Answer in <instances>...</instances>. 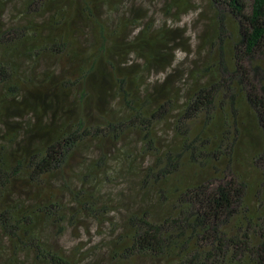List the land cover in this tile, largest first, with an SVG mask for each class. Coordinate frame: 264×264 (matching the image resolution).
Wrapping results in <instances>:
<instances>
[{
	"label": "trees",
	"instance_id": "1",
	"mask_svg": "<svg viewBox=\"0 0 264 264\" xmlns=\"http://www.w3.org/2000/svg\"><path fill=\"white\" fill-rule=\"evenodd\" d=\"M135 1L25 0L28 20L1 32L0 260L5 253L19 264L28 253L36 263L99 264L88 262L81 250L56 246L52 238L82 216L105 215L91 178L105 172L110 152L136 133L141 153L155 157L141 171L139 191H155L158 203L128 208L104 264H264V93L245 66L250 64L264 90V0H206L212 13L201 45L209 44L212 57L191 73L175 65L176 49H190L184 27L156 25L149 8ZM197 2L166 0L164 9L179 19ZM104 6L124 11L111 21ZM26 58L36 66L30 73L22 71ZM42 62L49 65L36 75ZM154 69L164 73L160 79L147 75ZM188 78L192 82L184 88L180 82ZM229 87L237 94L235 107L227 98ZM212 109L220 110L216 122ZM173 111L180 141L161 145L156 127ZM210 121L218 139L206 140L208 148L195 146L199 154L192 160L204 168L183 188L176 206L168 176L185 163L164 165V159L188 139L183 127H198L202 141ZM232 131L238 141L243 132L252 136L254 183L235 168V147L219 149ZM91 145L100 150L95 160L83 158ZM131 155L133 150L125 161L136 163ZM76 161L83 170H75ZM224 178L218 185L213 181ZM164 196L171 198L165 214L159 211Z\"/></svg>",
	"mask_w": 264,
	"mask_h": 264
},
{
	"label": "rangeland",
	"instance_id": "2",
	"mask_svg": "<svg viewBox=\"0 0 264 264\" xmlns=\"http://www.w3.org/2000/svg\"><path fill=\"white\" fill-rule=\"evenodd\" d=\"M251 2L252 0H247ZM135 3L141 4L149 8V13L154 19L156 25H162L167 23L170 26H180L184 27L183 32H185L184 36L189 40L190 49L188 52H185L183 48H177L175 51V65L179 71L182 73L187 71L191 73L192 69H196V67H202L209 62L210 57H212L209 51V44H205L202 47L201 43L203 40H206L208 35H203L204 31L208 28L209 20L211 16V8H209L206 0H198L196 6L193 9H189L188 12L181 15L179 19L175 18L172 15H168L166 10L164 9L166 0H136ZM133 4V3H132ZM131 3L129 6L132 5ZM126 7V5H124ZM25 0H3L0 3V34L1 32L9 25H18L25 24L26 14H25ZM124 8V7H123ZM121 9L118 12L111 9L108 10L107 7L104 6V10L107 13V16L111 21L117 17L120 12L124 11ZM220 9H223L220 7ZM202 10V14L200 15V11ZM49 13H47L48 15ZM46 15V16H47ZM42 17V16H41ZM46 18V17H45ZM31 19L38 20L39 17H33ZM226 24L232 28L230 22H232L231 17H226L224 19ZM233 32V31H232ZM221 37V36H220ZM219 37V38H220ZM223 38V37H221ZM224 43L229 40L228 37H225ZM230 53V52H227ZM231 54V53H230ZM225 55L224 57H226ZM230 57V56H229ZM227 57V60H229ZM49 65V62H42L41 67L39 69L36 68V75H39L43 72L45 68ZM35 64L28 58H26L21 67L24 73L32 72ZM249 69V73L253 78V84L256 89L259 90L260 93H264L263 83L254 77L250 64L247 63L245 65ZM36 67V66H35ZM164 73L157 71L154 69L150 73L147 72V75L151 79H160ZM225 75H227L225 73ZM153 81V80H151ZM177 82V80H176ZM192 79H184L180 84H183V87L186 88ZM227 98L229 102H231L232 106L235 107L238 104V99H236L237 94L233 87H229L227 91ZM245 104H242V109H245ZM214 114L213 121L216 122V117L220 114V110L212 109L210 110ZM176 111H173L172 115L169 119H165L162 122L158 123V137L161 145L172 144L173 146L179 143V139L176 138L178 136L175 135L174 129V120ZM200 121V119H199ZM209 122V125L206 126L204 132L201 134L200 138L202 141L197 138L199 133V128L190 124L183 127V130L186 131L188 139H186L182 144L173 149L164 159V165L167 163H176L177 161H182L185 163V169L181 171H177L176 173H172L168 176L169 181L167 184L170 185V191L173 196L174 204L178 206L180 195L183 192V188L193 182V177L195 172H200L204 168L203 164L200 162L193 161V154L196 156L199 154L198 149L196 147L208 148V143L206 140L215 138L218 139V133L212 134L211 128H213L212 123ZM243 121L242 117H239V123ZM198 123V121H196ZM249 121H246V126L249 127ZM214 129V128H213ZM257 133V131L255 130ZM238 135L233 136V131L230 136H226L223 139V142L220 143V147L222 149H227L228 147L231 149L235 147V162L234 166L236 169L242 173L243 178H245L248 182L254 183L256 180V173L252 171V155H251V145H249V141H251L252 136L247 131L242 133L240 140L236 138ZM236 138V139H235ZM197 140V141H196ZM238 141V142H237ZM130 143H132L130 145ZM201 144V145H200ZM234 144H236L234 146ZM142 142L138 141L136 133H129L126 136V140L117 147L114 148L110 152V162L106 166L101 174H98L96 177L91 178V182L89 186L91 187V191H93L98 199L97 208L100 207L103 211H105V215L100 219L94 217L82 216L77 219V223L73 225H67L65 230L60 235H55L52 238V242L68 251V252H80V250L86 255V260L96 261L99 264H104L107 259V250L109 247V243L113 238H116L117 235L121 232L122 225L125 222L128 216V208L133 205H137L138 207L144 206H157L158 198L157 193L155 191L151 193H146L143 195V191H139L140 179L142 177L141 171L143 168H146L150 165L155 157L151 154H142ZM200 145V146H199ZM172 146V147H173ZM134 151V155H131L132 158H137L136 163L130 164L125 161L127 159L126 154L130 153V151ZM83 158L86 156L89 158L88 160H95L97 156L100 154V150L97 146L91 145L86 146L83 151ZM193 159V160H192ZM202 161H204L202 159ZM78 161L75 162V170H83V166H78ZM209 166V164H206ZM214 163H211V166ZM219 167H222V164H217ZM226 167V166H225ZM102 170V169H101ZM234 171V170H233ZM160 171L158 172V177L160 178ZM226 174L229 175V169L226 170ZM229 178V176H227ZM166 178L163 177L162 180ZM182 178L181 181L178 179ZM72 184L73 186H79L80 182L78 178H73ZM227 179H214V183L218 185L221 182H227ZM165 180H163V185ZM161 184V183H160ZM178 186V190L175 186ZM71 201V198L68 194L65 196V201ZM171 198L164 196L161 200L162 204H160L159 211L165 214L167 211L165 209L166 203H168ZM168 201V202H167ZM181 201V200H180ZM177 211L178 207L169 206L168 210ZM164 210V211H163ZM108 211V212H107ZM132 211V209H131ZM48 236L51 234L48 229ZM3 256V255H2ZM19 264H43L36 263L33 257L24 253L19 258ZM1 264H11L8 260L7 254L4 253V256L0 260ZM145 264H164L163 262H155V261H147Z\"/></svg>",
	"mask_w": 264,
	"mask_h": 264
}]
</instances>
